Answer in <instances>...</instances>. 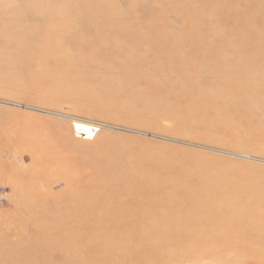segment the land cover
<instances>
[{"label":"rangeland","instance_id":"obj_1","mask_svg":"<svg viewBox=\"0 0 264 264\" xmlns=\"http://www.w3.org/2000/svg\"><path fill=\"white\" fill-rule=\"evenodd\" d=\"M0 187V264H264V225L138 192L264 217V0H0Z\"/></svg>","mask_w":264,"mask_h":264},{"label":"bare ground","instance_id":"obj_2","mask_svg":"<svg viewBox=\"0 0 264 264\" xmlns=\"http://www.w3.org/2000/svg\"><path fill=\"white\" fill-rule=\"evenodd\" d=\"M78 127L79 130L81 132H85L87 137L81 136L83 139H89L90 141L96 139L97 134L100 132V130L98 129L97 126L95 125H90V124H86L84 122H80V121H76L74 122V131H76L75 127ZM94 134V137L92 138V140L90 139L89 135ZM92 137V136H91ZM139 196L142 197H151L152 199H150L148 202L146 203H141L139 205V211H142L143 215H146L148 213H154V215H159V214H164L167 213V215L171 216V222L174 223L176 222L175 219H184L183 216L190 214L192 212H200L201 210H209V212H214V213H218V212H222V215H225V217H227V215H234V216H238L241 221L243 222H248V224L246 225H264V217H262L261 219L258 218V215H252V213H250V211L246 214L247 216H244V213H246L248 210L246 211H242V209L245 208H239V207H232V206H227L225 207H221L219 205L218 202L216 201H209L207 199L202 200V201H198L195 200L194 197L191 195H185V194H171V195H166V194H153L154 192L151 189H139ZM5 198V195H4ZM169 198H173L172 201H168ZM232 208V209H230ZM115 209V208H114ZM118 211H122L125 212L126 210H128V208H123L122 205H120L118 208H116ZM223 210V211H222ZM117 211V212H118ZM116 212V211H115ZM139 219H140V215L137 213L136 215ZM243 216L244 218H248L247 221L243 220ZM136 218V219H138ZM205 220L208 217H204ZM207 221V220H206ZM166 221H164V224ZM191 222L189 220H185L182 221L181 226H176V225H168V226H163V227H159L158 229V234L161 235V232H163L165 234V236H167L168 239H173L172 242H170L171 244L167 243V245H171L173 246V249H178V245H183L184 241L182 240L184 238V234L186 232V230H188L190 227H192V225H188V223ZM192 222H199L197 221V218H193L192 217ZM191 222V223H192ZM242 222V223H243ZM222 226V225H221ZM121 228V227H120ZM119 230H123L122 228ZM88 230V232H83L81 233L80 237L78 239H73L72 242L74 244H77L79 246V252H84V253H88L89 255L92 253H96L100 250H102V248L107 249L109 247H111V242H109V240L111 239V237L107 236L108 234H102L101 231H99L97 228L94 227H87L85 228V230ZM149 229V230H148ZM152 227L147 228V232H145L146 236L149 235H156L158 236L157 232H154ZM164 230V231H161ZM264 232V231H263ZM117 233V231H116ZM115 233V234H116ZM114 234V236H115ZM108 237V238H107ZM132 237H134L132 235ZM39 244H41L40 241H38ZM162 246V245H161ZM160 246V250L161 252L166 251L167 247L164 244V246L161 249ZM204 246V245H203ZM80 248L83 250L81 251ZM143 246H140L139 248L137 247V250H134L133 253L134 255H137L138 253L141 254L143 252ZM207 252V250H206ZM164 258V257H163ZM98 261H94L93 258L91 259V261L87 264H98Z\"/></svg>","mask_w":264,"mask_h":264},{"label":"built area","instance_id":"obj_3","mask_svg":"<svg viewBox=\"0 0 264 264\" xmlns=\"http://www.w3.org/2000/svg\"><path fill=\"white\" fill-rule=\"evenodd\" d=\"M95 126H96V125H95ZM97 127H98V126H97ZM75 129H76L75 132L77 133V135H78L79 137H81V136L87 137L86 133H85V132H81L77 126L75 127ZM98 129L100 130L99 127H98ZM91 136H92V137H91ZM89 137H90V139L92 140V138L94 137V134L89 135ZM4 195H6L5 190L3 189V187H0V201L5 200V199H4Z\"/></svg>","mask_w":264,"mask_h":264}]
</instances>
